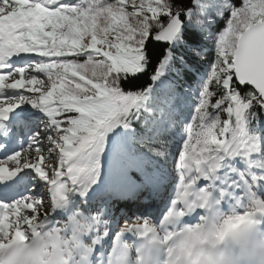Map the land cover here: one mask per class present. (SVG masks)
Returning <instances> with one entry per match:
<instances>
[{
  "label": "snow or ice",
  "instance_id": "1",
  "mask_svg": "<svg viewBox=\"0 0 264 264\" xmlns=\"http://www.w3.org/2000/svg\"><path fill=\"white\" fill-rule=\"evenodd\" d=\"M0 264H264V0H0Z\"/></svg>",
  "mask_w": 264,
  "mask_h": 264
}]
</instances>
